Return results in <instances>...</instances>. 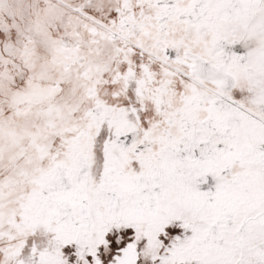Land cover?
Returning a JSON list of instances; mask_svg holds the SVG:
<instances>
[{"label": "snow or ice", "instance_id": "obj_1", "mask_svg": "<svg viewBox=\"0 0 264 264\" xmlns=\"http://www.w3.org/2000/svg\"><path fill=\"white\" fill-rule=\"evenodd\" d=\"M0 264H264V0H0Z\"/></svg>", "mask_w": 264, "mask_h": 264}]
</instances>
